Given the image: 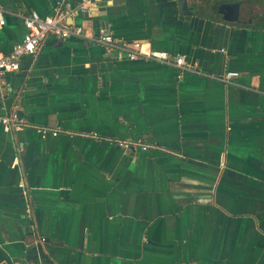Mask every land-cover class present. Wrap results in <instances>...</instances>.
<instances>
[{
    "label": "crops",
    "instance_id": "0c3cea01",
    "mask_svg": "<svg viewBox=\"0 0 264 264\" xmlns=\"http://www.w3.org/2000/svg\"><path fill=\"white\" fill-rule=\"evenodd\" d=\"M56 1L0 0V51ZM188 8L96 0L66 19L182 55L179 77L75 35L0 77V116L30 124H0V264H264V0Z\"/></svg>",
    "mask_w": 264,
    "mask_h": 264
},
{
    "label": "built area",
    "instance_id": "2783aa9c",
    "mask_svg": "<svg viewBox=\"0 0 264 264\" xmlns=\"http://www.w3.org/2000/svg\"><path fill=\"white\" fill-rule=\"evenodd\" d=\"M96 0H78L73 5L69 0H57L50 15L41 16L36 11L32 10L22 18L25 31L21 39L15 42L8 52L0 51V77L6 73L13 72L19 69V62L23 56L34 55L42 42L49 36L63 39L72 35L88 38L92 42L103 47L105 51H118L124 54L129 59H135L139 56L147 59L162 62L167 65L177 68V76H181V71L185 69L184 59L182 55L175 56L173 60L167 52L160 50L143 51L139 42L126 41L123 38L113 36L104 31H99L95 34H87L82 26L70 25L66 19L71 16L76 10L88 11L94 6ZM4 23L2 9L0 8V25ZM237 72L227 71L221 77L224 82H230V78L236 76ZM0 124L9 131H17L30 124L16 112L12 111L0 116ZM41 134L49 132L52 135H57L59 129H49L46 127H38ZM144 148V146H143ZM26 216L32 219L31 207L26 206ZM30 228H35L34 223H30Z\"/></svg>",
    "mask_w": 264,
    "mask_h": 264
},
{
    "label": "water",
    "instance_id": "95a60500",
    "mask_svg": "<svg viewBox=\"0 0 264 264\" xmlns=\"http://www.w3.org/2000/svg\"><path fill=\"white\" fill-rule=\"evenodd\" d=\"M226 5L224 7H227V15H225L226 18L231 19L233 18V15L236 14L237 5H229V4H223ZM178 6L181 13L185 14H191L192 10H189L188 8V0H178Z\"/></svg>",
    "mask_w": 264,
    "mask_h": 264
}]
</instances>
